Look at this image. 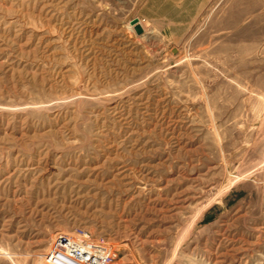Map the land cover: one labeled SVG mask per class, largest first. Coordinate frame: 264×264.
I'll return each instance as SVG.
<instances>
[{"label":"rangeland","instance_id":"rangeland-1","mask_svg":"<svg viewBox=\"0 0 264 264\" xmlns=\"http://www.w3.org/2000/svg\"><path fill=\"white\" fill-rule=\"evenodd\" d=\"M86 242L264 264V0H0V264Z\"/></svg>","mask_w":264,"mask_h":264},{"label":"built area","instance_id":"built-area-1","mask_svg":"<svg viewBox=\"0 0 264 264\" xmlns=\"http://www.w3.org/2000/svg\"><path fill=\"white\" fill-rule=\"evenodd\" d=\"M72 237L74 239H79L81 241H86L87 239H91L93 237L87 231L83 229H79L77 231H73ZM99 240V239H98ZM100 242H104V240H99ZM88 242L79 246L77 249L72 250V253L78 257V259L70 258L62 252H52L50 254L53 257V261L58 264H111L116 256V251L113 253L110 250L102 249V253H95L98 255H94L89 250L85 248L88 246ZM96 249V248H95Z\"/></svg>","mask_w":264,"mask_h":264},{"label":"water","instance_id":"water-1","mask_svg":"<svg viewBox=\"0 0 264 264\" xmlns=\"http://www.w3.org/2000/svg\"><path fill=\"white\" fill-rule=\"evenodd\" d=\"M134 30L136 31L137 34H141L144 31L142 25L138 22L135 23Z\"/></svg>","mask_w":264,"mask_h":264}]
</instances>
